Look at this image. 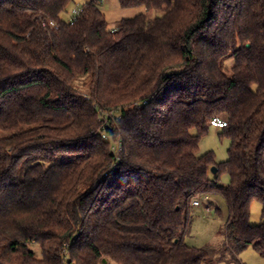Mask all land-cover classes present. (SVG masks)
Segmentation results:
<instances>
[{
    "label": "trees",
    "instance_id": "trees-1",
    "mask_svg": "<svg viewBox=\"0 0 264 264\" xmlns=\"http://www.w3.org/2000/svg\"><path fill=\"white\" fill-rule=\"evenodd\" d=\"M117 1L148 13L111 31L102 0L73 25V0H0V264H212L185 237L213 196L264 258V0ZM217 117L221 163L198 156Z\"/></svg>",
    "mask_w": 264,
    "mask_h": 264
},
{
    "label": "rangeland",
    "instance_id": "rangeland-1",
    "mask_svg": "<svg viewBox=\"0 0 264 264\" xmlns=\"http://www.w3.org/2000/svg\"><path fill=\"white\" fill-rule=\"evenodd\" d=\"M88 2L90 0H73L68 12L63 14V19L69 20L74 9H80ZM101 10L106 16L108 29L111 31H115L122 20L132 19L140 14L148 13V9L144 6L129 9L121 8L117 0H102ZM159 15L160 13L158 12H151L152 17ZM233 63L232 59L227 62L229 70L233 67ZM220 132V130L214 128L208 130L200 140L198 156L213 152L216 155L218 163L224 162L229 158L228 149L230 141L227 138H221L219 136ZM192 134H196V130H193ZM211 176H214V174L211 173ZM219 183L221 185H228V174H222ZM198 201L200 206L192 208L191 211L190 224L185 237L187 245L215 249L218 254L213 258L212 264H264V258L253 248L250 247L237 252L232 244L229 243L227 238L229 212L222 197L213 196ZM217 209L220 212H217ZM261 218L262 205L255 201L251 205L249 223L253 226L259 225ZM30 248L36 253L37 257H42V249L39 245L33 244Z\"/></svg>",
    "mask_w": 264,
    "mask_h": 264
},
{
    "label": "built area",
    "instance_id": "built-area-1",
    "mask_svg": "<svg viewBox=\"0 0 264 264\" xmlns=\"http://www.w3.org/2000/svg\"><path fill=\"white\" fill-rule=\"evenodd\" d=\"M82 10L81 9H74L73 12H72V17H73V20L71 21V24L73 25L75 20L77 19V17L81 14ZM52 26H55L54 23H51ZM111 117V116H109ZM211 126L213 128H216V129H224L228 126V122L217 117V118H214L212 121H211ZM115 154L118 155L121 150H122V144L121 142H118L116 147H115ZM193 205L194 206H200V203L198 200H194L193 201Z\"/></svg>",
    "mask_w": 264,
    "mask_h": 264
},
{
    "label": "water",
    "instance_id": "water-1",
    "mask_svg": "<svg viewBox=\"0 0 264 264\" xmlns=\"http://www.w3.org/2000/svg\"><path fill=\"white\" fill-rule=\"evenodd\" d=\"M211 173L214 174V175L217 174V168L213 167V168L211 169Z\"/></svg>",
    "mask_w": 264,
    "mask_h": 264
}]
</instances>
